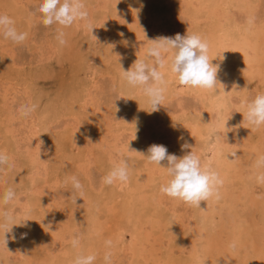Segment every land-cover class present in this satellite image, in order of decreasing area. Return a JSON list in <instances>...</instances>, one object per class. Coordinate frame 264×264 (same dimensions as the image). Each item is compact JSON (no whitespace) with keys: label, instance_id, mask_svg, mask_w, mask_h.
<instances>
[{"label":"rangeland","instance_id":"obj_1","mask_svg":"<svg viewBox=\"0 0 264 264\" xmlns=\"http://www.w3.org/2000/svg\"><path fill=\"white\" fill-rule=\"evenodd\" d=\"M137 1L144 2L142 4L150 2V4L148 3V5H144L146 8L144 11L145 15L139 18L141 26L138 30L141 34H139V41L143 40L140 43L145 51L149 46L148 40H153L158 36L165 35L166 37L168 34L169 37L175 36L176 34H183L182 36H184L187 35V33L201 35L202 32H217V30L223 28V30L228 32V35L230 34V36L234 39L245 40L248 38L252 46L256 49V54H250L255 56L257 55L255 58H253L254 56H251L252 60L258 59L254 64V73L252 74L253 78L250 77L245 82L243 89L239 88L237 85L231 89L232 91L230 90V92L227 93L230 96L229 98L228 95L223 94L225 86L219 90L216 89L214 91H206L207 93L205 92V95L202 97V95L199 96L200 93L198 89L182 87L176 77L173 79L174 86L170 88L171 90L169 92L166 91L167 96L165 93V100L167 98L169 99L164 101L162 106H158L157 112H151L152 110L148 98L143 95L140 89H138V91L137 88L128 86L127 83L123 81L121 75L123 67L124 70H128V68L130 69L131 67L128 66V64L132 66L137 58H139V55H136V52H134L136 51L134 50L136 49L134 48L136 45L133 47L135 42L131 41L132 38L129 39L130 33L128 31H124L127 29V24L129 22V13H135L133 5L137 3ZM157 1L85 0L86 6L88 5L87 9L90 13V18L94 28L93 35L82 28L80 23L77 22L70 27L72 29L68 28L69 32L74 29L73 35L71 34L68 44L58 48L60 44L55 38L57 36V29H60L61 26L55 24L48 27L44 26L42 23V16L38 11L39 5L43 2V0H0V15H6L13 19L18 32L27 33V39L25 41L22 43H15L11 39L5 38L3 33L0 32V55L3 54L0 56V125H3L2 127L0 126V148L3 149H0V151H4L6 149L7 152L4 151V153L10 157L9 161L12 163L11 168L6 165V167L4 166V170L0 171V197H2L4 192L9 188H14L13 190L17 194L14 202L8 205L0 204V210H8L13 215V221L7 224L6 228H0V236H2V238H0V264H74L75 257L79 255H89V248H91V246L95 247L94 252L92 253L96 256L94 264H105L104 257L105 254L109 252L111 253V264H192V248L190 241L186 239V236L193 231L192 229H194V227L202 229L203 227L205 229H211V227L209 226L210 224H202L199 219H196L198 218V213L200 211L198 207L189 206L180 200L171 199L166 195L161 194V185L166 184L170 177L164 174L157 175L159 177L149 194L148 200L146 201L147 204H145V208H141L143 209L141 210L142 215L140 214V218L135 216L138 214L137 211H135L137 207L136 204L140 201H134L131 202L134 205L130 206L128 219H124L128 217L124 214L122 216L119 215H121L122 212L124 213V208L128 207L129 188L122 185L124 183L102 185L101 178L108 174L115 164L114 162L118 161L120 156L128 159L130 168L129 179L133 183L135 178L138 176L137 173L139 170H144L147 166H153V164L148 163L146 158L142 155L131 152L132 150H135L143 155L145 154L146 156V148L148 149L149 146L153 144L161 145L160 142H158L159 144L157 143V137L159 135H164V138L167 137V144L165 146L168 153L172 154L173 152H179V146L177 144L178 135H181L183 131L188 130L190 127H194L195 125H199L201 127L202 138L206 141L205 150L199 143L197 144V146H201V148L196 149L198 150L197 152L200 153V151H203L200 157L201 162H203V159H206L211 154V149L220 142L228 145H226V149L232 156L236 152L237 154H243L244 152L242 150L245 147H242V144L246 145L249 143L250 145H246L248 150L260 148L262 151L261 156H264V127L253 131V126L247 122L245 127L248 131L247 134H249L250 139L247 137V139L245 138L244 140L239 138L227 139L225 136L223 138L222 134L224 132L217 128L213 118L209 115V110H202L205 105L208 108L212 104L226 103L228 111H232L231 115H233L231 116V119L233 122L237 121L239 118H243L244 120L243 114L246 109L243 105L254 99L255 96L264 94V0H251L252 8L248 11H240L238 8H234L232 4H227L222 7L225 9L226 14L222 11L220 15L223 17L221 18L218 17L217 12L213 13L210 7L206 10L203 18L195 15L197 13L195 10L191 11L188 16L191 21V24L189 25L190 27L188 26L190 29L187 28L185 30L183 27L174 26L177 25L175 24V20H179L180 17L183 16L182 14H178L179 5L177 3L179 0ZM197 1L198 0H194V2L200 4V2ZM201 4L206 5L204 1H202ZM154 5L155 11L151 19V14H148L150 13L148 8H151ZM108 6H111L112 9ZM222 8L220 10H222ZM233 10L236 11L233 12ZM115 11L117 12L115 13ZM110 12H112V14ZM162 14L167 16V20L165 19V22L163 21L164 23L161 21L162 25L165 26L163 27L160 24L158 32L154 30L155 22L153 18L155 17L157 20V18L162 16ZM108 16L109 18H106ZM197 17L198 20H194ZM223 21L224 26L222 25ZM182 22L183 21L180 23L183 24ZM186 24L187 23L185 22L183 25L185 26ZM196 24L199 27H197ZM97 30H101V32L104 31L102 33H106V37H98L99 35L96 34L98 33ZM160 31L162 33H160ZM216 32L214 33L216 34ZM250 33H255V35ZM95 37H98L99 40H96ZM126 42L130 44L134 53H131L132 55L128 54L129 56L127 55L128 58L126 61H123V58L120 59V57H124L123 54H125V51L123 50V46ZM120 44L123 45L121 46ZM69 46L71 49L68 48ZM64 48L66 51H63ZM120 51L122 52V56H119ZM257 51H259V53ZM63 53L66 54L64 55ZM143 60L148 62L147 57ZM122 63H124L125 66ZM169 67L170 62L165 69L162 70L165 73L167 81H169L168 79L170 77V75L167 74L170 71ZM117 68L119 70H117ZM117 72H119L120 75L116 74ZM257 80L260 81L258 82ZM121 89L129 90L126 95V99L124 100L125 102L120 100ZM174 89L175 91L172 92ZM24 103L37 104L35 112L29 118L21 117L17 111L19 106ZM141 104L144 106L143 109L145 114L143 115L137 113V106ZM123 109L127 110V112H122L124 111ZM240 113L242 114L240 115ZM6 114H8V116ZM173 115L175 117H173ZM141 116H143V119ZM147 121L151 122L152 125H150L151 123H148ZM246 121L247 120L243 121V123L246 124ZM5 125L9 127L6 128ZM209 125H211V127H209ZM161 128H165V130H161ZM116 129L118 130V134ZM117 137L118 143L116 142ZM257 137L259 138L257 139ZM10 138H13L14 140ZM12 140L13 142H10L9 144V141ZM247 140L249 143H247ZM6 144H9L8 147ZM16 144L20 146H16ZM123 145L127 146V149L129 150L123 148ZM36 146H38V150H36ZM33 148H35V150H33ZM169 148L172 151H169ZM28 149H30V151ZM9 153L11 154L9 155ZM22 153L23 156L25 154L26 155L23 157ZM35 153L37 154L34 155ZM30 154L34 156H31ZM248 155L249 154H247L243 161H247L246 158H248L247 162L252 161ZM259 157L256 158L257 160L255 159L256 161L254 160L255 164H253L256 166H258L257 162ZM20 161L21 163H19ZM8 168L11 170L10 172ZM41 168H43V170ZM261 168L264 172V166H261ZM16 174L20 176H17ZM72 176H76L77 178L79 177L78 179L83 185L82 195L79 192L73 191L70 179ZM15 181H18L17 184ZM253 182L254 183L250 181L248 183L250 187L249 191L251 189L252 191L250 192L252 194L254 193L253 195L256 204L255 208H253L251 212H245L246 210L244 208L241 209V207L236 206L238 205L239 200L234 202L232 201L233 198H231V196H226L225 199L223 198L224 200L221 199L220 202H222V205H226L231 209L229 210L228 208L229 212H231L229 213L231 214L229 218L230 221L223 222V225H221L222 228L219 226L215 229V231H209L212 232L211 234H213V237L218 239L222 238L219 239L220 249L214 247L211 249L212 253L211 251L205 255L202 253L199 261L200 264H223L224 261L226 262L224 264H264V255L256 256L257 248H261V246L264 245V241L261 242L260 238V241L258 240V229L255 226L259 222H255L253 219L256 217L258 218L257 204L264 203V184L255 179ZM112 186L114 187L113 189ZM229 189L227 190L228 194H230V192H234L237 197L241 194L240 188L239 191L237 187H231ZM142 204L144 205V203ZM109 205L112 206L110 207ZM124 205L127 206L125 207ZM159 212L161 214H159ZM153 218L157 220L155 221ZM102 220L104 221L102 222ZM124 220L125 222H123ZM128 220V225H126ZM134 222L137 223L135 224ZM153 225H156V231L154 230ZM98 226H101L100 228L102 229ZM138 227L141 229H138ZM128 228H130V230ZM186 228L188 229L186 230ZM175 229H181L180 233L176 234ZM124 231L129 232L127 233L128 235L124 233ZM153 231L154 233H152ZM94 233L97 235V240L95 237L93 238ZM29 235L33 240V246L31 244L23 246L22 240H25ZM76 236L80 237V245L73 247L71 240ZM135 236L138 240L136 244L137 249H141L143 255L148 252L146 256L144 255L143 257L142 255L143 258L140 259L138 257V262L133 260L132 252L127 251L129 246L132 245L130 243H133ZM157 236L158 241L156 239ZM99 237H101V239ZM5 240L7 241V246L4 243ZM109 240L112 243L111 245L106 244V241ZM222 241L224 243L221 246ZM227 241L229 243H227ZM159 242H161L162 245ZM233 243L235 244V247H230ZM81 245L82 247H80ZM143 245L144 247L142 249ZM182 246L185 247L182 248ZM31 247H35V249L37 248L38 250L37 252L39 254L34 253L35 257H31ZM115 247L117 249H115ZM162 256H165V259H163L165 262H163L162 258H160ZM167 256L169 258H167ZM146 257H148V260ZM154 258L156 261L158 258V261L156 262ZM170 258H173V260ZM131 260H133V262ZM50 261H52V263H50Z\"/></svg>","mask_w":264,"mask_h":264},{"label":"bare ground","instance_id":"obj_2","mask_svg":"<svg viewBox=\"0 0 264 264\" xmlns=\"http://www.w3.org/2000/svg\"><path fill=\"white\" fill-rule=\"evenodd\" d=\"M98 1V0H97ZM157 1V0H156ZM202 1H204L205 3H206V5H202L201 4V2ZM92 2V1H91ZM134 2V1H133ZM132 2V3H133ZM157 2H160V0H158ZM162 2H164V1H162ZM172 2V1H171ZM197 2H200V4L198 3H196V2H194V0H179V2L177 3L178 5H179V7H178V14H182L183 16H181L182 17V19H181V17H180V19L179 20H175V24H177V25H174V26H176V27H183V29L185 30V29H187L188 28V26L191 24V21L189 20V18H188V16H189V14L191 13V11H194L195 10V12H197L195 15H198L200 18H203L204 16H205V13H206V10L210 7L211 9H212V11H213V13H216L217 12V14H218V17L219 18H221V17H223V16H221L220 15V13H222V11L225 13V9H223L222 7L223 6H225V5H227V4H232L233 6H234V8H238L240 11L241 10H244V11H248V10H251V8H252V2H251V0H198ZM95 3H96V1H95ZM142 3H144V2H138L137 1V3H135L134 5H133V10L135 11V13H129V16H130V18H129V22H128V24H127V29L126 30H124V31H128L129 33H130V35H129V39L130 38H132V40L131 41H134L135 42V44H133V47L134 48H136V49H134V50H136V51H134V52H136L135 54L137 55H139V58H137V59H141V60H143L145 57H146V51H145V49H143L142 48V44L140 43L141 41H143V40H141V41H139V32H138V30H139V28L141 27L140 26V21H139V18H141V17H143L144 15H145V6L144 5H148V3L150 4V2H146L145 4H142ZM154 4V3H153ZM157 4V3H156ZM119 5V4H118ZM165 5V4H164ZM163 5V6H164ZM88 6V5H87ZM112 6V5H111ZM111 6H108V7H110L111 8ZM121 6V5H120ZM258 6V5H257ZM256 6V7H257ZM118 7V6H117ZM154 7V8H153ZM168 7V6H167ZM16 8H17V6H16ZM160 8V7H159ZM222 8V10H220ZM227 8V7H226ZM258 8V7H257ZM90 9V8H89ZM112 9V8H111ZM149 9V12L150 13H148V14H151V16H150V18L151 17H153L152 15H153V13H154V11H155V5L154 6H152L151 8H148ZM147 9V10H148ZM154 9V10H153ZM192 9V10H191ZM229 9V8H228ZM116 10V9H115ZM152 10H153V12H152ZM13 11V10H12ZM18 11H19V9H18ZM113 11V10H112ZM120 11V10H119ZM160 11V10H159ZM234 11H236V10H233V12ZM257 11V10H256ZM255 11V12H256ZM15 12V11H14ZM117 11H115V13H116ZM194 12V13H195ZM19 13V12H18ZM94 13V12H93ZM93 13H92V15H93ZM97 13V12H96ZM111 14H112V12H110ZM159 13V12H158ZM171 13V12H170ZM245 13V12H244ZM95 14V13H94ZM98 14V13H97ZM103 14V13H102ZM106 14V13H105ZM226 14V13H225ZM231 14H232V12H231ZM248 14V13H247ZM249 14H250V12H249ZM96 15V14H95ZM101 15V14H100ZM115 15V14H114ZM98 16H99V14H98ZM102 16H104V15H102ZM117 16V15H116ZM115 16V17H116ZM172 16V15H171ZM94 17V16H93ZM234 17V16H233ZM106 18H109V16L108 17H106ZM160 18V19H159ZM159 18H157V20L155 19V17L153 18L154 19V30L155 31H158L159 30V28H160V24H161V26H163L162 25V22L166 19L167 20V16L165 15V14H162V16H160ZM192 18V17H191ZM99 19V18H98ZM152 19V18H151ZM240 19V18H239ZM106 20V19H105ZM142 20V19H141ZM193 20V19H192ZM194 20H198V17L197 18H195ZM102 21V20H101ZM107 21V20H106ZM162 21V22H161ZM181 21H183L182 23L184 24L185 22L187 23L185 26L183 25V24H181L180 22ZM185 21V22H184ZM94 22H96V21H94ZM165 22V21H164ZM163 22V23H164ZM168 22V21H167ZM171 22V21H170ZM194 22H196V21H194ZM106 23V22H105ZM172 23V22H171ZM197 23V22H196ZM244 23V22H243ZM252 23V22H251ZM261 23V22H260ZM168 25V24H167ZM167 25H166V27H167ZM222 25L224 26V21L222 22ZM156 26V27H155ZM165 26V25H164ZM163 26V27H164ZM172 26V25H171ZM196 26H197V24H196ZM242 26V25H241ZM248 26V25H247ZM251 26V25H250ZM260 26V25H259ZM190 27V26H189ZM197 27H199V26H197ZM70 28V27H69ZM83 28V27H82ZM192 28V27H191ZM244 28H246V27H244ZM260 28V27H259ZM70 29H72V28H70ZM78 29V28H77ZM77 29H75V30H77ZM99 29V28H98ZM100 29H102V28H100ZM164 29V28H163ZM188 29H190V28H188ZM195 29V28H194ZM255 29V28H254ZM257 29H258V27H257ZM256 29V30H257ZM165 30V29H164ZM197 30V29H196ZM260 30V29H259ZM258 30V31H259ZM62 31H64V33H65V39L67 40V44H68V42H69V40H70V36H71V34L73 35V31H74V29H73V31H70V32H72V33H70L69 32V29L68 28H62ZM162 31V30H161ZM160 31V33H162ZM174 31H176V30H174ZM178 31V30H177ZM243 31V30H242ZM97 32L98 33H96V34H98L99 36L98 37H100V38H102V37H106V33L104 34V33H102V32H104V31H102L101 32V30H97ZM159 32V31H158ZM157 32V33H158ZM167 32V31H166ZM187 32V31H186ZM185 32V33H186ZM214 32H216V31H214ZM214 32H202V34H201V36L208 42V44H209V59H210V61H212V63L214 64V65H219L220 67H219V72H218V80L220 81V83H221V85H219L218 87H217V89L219 90V89H221V88H223L224 86H225V91L223 92V94L224 95H228L227 93L228 92H230V90L231 89H233L236 85L239 87V88H244V84H245V82L250 78V77H252L253 75V73H254V64H255V61L256 60H258V59H253L252 60V58H251V56H254L253 58H255L256 56L255 55H250L251 53H254V54H256V49L254 48V46H252V44H251V42L249 41V39L248 38H246L245 40H243V39H234V38H232L231 36H230V34L228 35V32H225L224 30H223V28H221V29H219V30H217V32H216V34L214 33ZM237 32V31H236ZM126 33V32H125ZM169 33H170V31H169ZM260 33V32H259ZM74 34H75V32H74ZM167 34V33H166ZM172 34V33H171ZM176 34V33H175ZM174 34V35H175ZM250 34H252V35H255V33H250ZM141 35V34H140ZM156 35V34H155ZM159 35V34H158ZM169 35V34H168ZM166 36V37H169V36ZM183 35V34H182ZM245 35V34H244ZM119 36V35H118ZM122 36H124V35H122ZM126 36H127V34H126ZM165 36V35H164ZM248 36V35H247ZM98 37H95V39L96 40H99V38ZM112 37H114V36H112ZM117 37V36H116ZM120 37V36H119ZM128 37V36H127ZM172 37H174V36H172ZM249 37V36H248ZM115 38V37H114ZM244 38V37H243ZM56 39V38H55ZM115 39H117V38H115ZM121 39H123V38H121ZM129 39H128V41H129ZM125 40H126V38H125ZM253 40V39H252ZM8 41V40H7ZM58 41V40H57ZM104 41V40H103ZM108 41V40H107ZM119 41V40H118ZM247 41H249V42H247ZM111 42H113V41H111ZM131 43H133V42H131ZM7 44V43H6ZM58 44V43H57ZM108 44V43H107ZM121 45V44H120ZM119 45V46H120ZM123 45V44H122ZM121 45V46H122ZM144 45V44H143ZM262 45V44H261ZM5 46V45H4ZM3 46V47H4ZM7 46H8V44H7ZM57 46V45H56ZM66 46V45H65ZM105 46V45H104ZM145 46V45H144ZM263 46V45H262ZM61 47V45L58 47V48H60ZM63 48V47H62ZM67 48V47H66ZM68 48H70V46L68 47ZM71 49V48H70ZM144 51H143V50ZM66 51V49L64 48L63 49V51ZM112 50H113V48H112ZM116 50V49H115ZM118 50V49H117ZM123 50L125 51V54H123V56L124 57H120V59L121 58H123V61H126V59L128 58L127 57V55L128 54H133L134 52L132 51V47H130V44L129 43H127L126 42V44L123 46ZM122 50V51H123ZM123 51V52H124ZM132 51V52H131ZM263 51H264V48H263ZM61 52H62V49H61ZM110 52V51H109ZM258 53H259V51H257ZM67 53V52H66ZM65 53V54H66ZM64 54V53H63ZM64 54V55H65ZM131 54V55H132ZM1 55H3V54H1ZM0 55V56H1ZM63 55V56H64ZM112 56V55H111ZM110 56V57H111ZM119 56H122V52L120 51L119 52ZM129 56V55H128ZM260 56V55H259ZM3 57V56H2ZM75 57V56H74ZM135 57V56H134ZM138 57V56H137ZM112 59H113V57H112ZM129 59H132V58H129ZM102 60V59H101ZM116 60V59H115ZM261 60V59H260ZM121 61V60H120ZM262 61V60H261ZM257 63V62H256ZM264 63V62H263ZM121 64V63H120ZM119 64V65H120ZM122 64H124V63H122ZM127 64V63H126ZM118 65V66H119ZM124 66H125V64H124ZM128 66H130L131 67V65H129L128 64ZM256 66V65H255ZM6 68H7V66H6ZM124 68V67H123ZM256 68H258V67H256ZM15 69V68H14ZM129 69V68H128ZM169 69H170V67H169ZM10 70V69H9ZM117 70H119L118 68H117ZM122 72V71H121ZM256 72V71H255ZM116 74H119L120 75V73L119 72H117ZM167 74H169L170 75V77H169V81H168V86H167V91L169 92L171 89L170 88H172L173 86H174V84H173V79L174 78H176V76L174 75V74H172L171 73V71H169V73H167ZM256 74V73H255ZM121 75H122V73H121ZM168 75V76H169ZM116 76H118V75H116ZM120 77V76H119ZM255 77V76H254ZM253 78V77H252ZM121 79V78H120ZM260 79H263V78H260ZM118 80V79H117ZM124 81V80H123ZM258 81V80H257ZM260 81V80H259ZM258 81V82H259ZM260 85H262V84H260ZM177 86V85H176ZM253 86V85H252ZM139 88H137V90H138ZM195 89V88H194ZM236 90V89H235ZM240 90V89H239ZM139 91V90H138ZM173 91H175V89L174 90H172V92ZM198 91H199V96L200 95H202V97L205 95V90H201V89H198ZM232 91V90H231ZM127 92H129V90L127 89H121V91H120V93H121V96H120V100L121 101H124L125 99H126V95L128 94ZM177 92H178V90H177ZM176 92V93H177ZM226 92V93H225ZM138 93V92H137ZM207 93V92H206ZM166 96H167V92H166ZM171 96V95H170ZM194 96V95H193ZM229 96V95H228ZM236 96V95H235ZM134 97V96H133ZM219 98V97H218ZM229 98H230V96H229ZM238 98V97H237ZM167 99H169V98H167ZM166 99V100H167ZM201 99V98H200ZM235 99V98H234ZM41 100V99H40ZM165 100V101H166ZM213 100V99H212ZM139 101V100H138ZM125 102V101H124ZM140 102V101H139ZM172 102V101H171ZM237 102V101H236ZM35 103V102H34ZM61 103V102H60ZM168 103V102H167ZM230 104V103H229ZM37 105V104H36ZM142 105V104H141ZM141 105H138L137 106V113H140V114H145V112H144V109H143V105L141 106ZM167 105V104H166ZM222 105V106H221ZM2 106H4V105H2ZM134 106V105H133ZM168 106V105H167ZM179 106V105H178ZM55 107V106H54ZM134 108V107H133ZM47 109V108H46ZM53 109V108H52ZM164 109V108H163ZM168 109V108H167ZM124 110V109H123ZM166 110V109H165ZM164 110V111H165ZM185 110V109H184ZM202 110H209V115L213 118V121H214V123L216 124V126H217V128H219V129H221L224 133L222 134V136H223V138H224V136L225 137H227V139H231V138H239V139H245L246 137L248 138V139H250L249 138V134H247L248 133V131H247V129H246V127H245V125H247V121H246V124L245 123H243V121H245V120H243V118H237L238 120L237 121H235V122H233V120L231 119V116L233 115H231V112L230 111H228V107H227V104L226 103H223V104H219V103H217V104H212V105H210V107H208L207 108V106L205 105V107H203L202 108ZM201 110V111H202ZM52 111V110H51ZM50 111V112H51ZM167 111V110H166ZM177 111V110H176ZM239 111H240V109H239ZM1 112V111H0ZM5 112V111H4ZM9 112V111H8ZM122 112H127V110H124V111H122ZM155 112H157V111H155ZM154 112V113H155ZM174 112V111H173ZM199 112H200V109H199ZM243 112V111H242ZM3 113V112H2ZM197 113V112H196ZM1 114V113H0ZM3 114H5V113H3ZM105 114V113H104ZM163 114V113H162ZM194 114V113H193ZM201 114H202V112H201ZM204 114H205V112H204ZM242 113H240V115H241ZM7 116H8V114H6ZM92 115V114H91ZM155 115V114H154ZM164 115V114H163ZM168 115V114H167ZM170 115V114H169ZM172 115V114H171ZM181 115H183V114H181ZM199 115H200V113H199ZM236 115V114H235ZM3 116V115H2ZM10 116V115H9ZM46 116V115H45ZM140 116V115H139ZM150 116V115H149ZM178 116V115H177ZM176 116V117H177ZM44 117V116H43ZM92 117V116H91ZM100 117V116H99ZM142 117V119H143V116H141ZM173 117H175L174 115H173ZM240 117V116H239ZM10 118V117H9ZM94 118V117H93ZM194 118V117H193ZM208 118H209V116H208ZM12 119V118H11ZM86 119V118H85ZM98 119V118H97ZM110 119V118H109ZM146 119V118H145ZM149 119H150V117H149ZM165 119V118H164ZM12 120H14V119H12ZM12 120H10V121H12ZM178 120V119H177ZM110 121V120H109ZM145 121V120H144ZM107 122V121H106ZM139 122V121H138ZM148 122V121H147ZM211 122V121H210ZM9 123V122H8ZM11 123V122H10ZM100 123H101V121H100ZM148 123H151V122H148ZM4 124V123H3ZM50 124V123H49ZM54 124V123H53ZM108 124V123H107ZM129 124H130V122H129ZM143 124H145V123H143ZM142 124V125H143ZM187 124H188V122H187ZM192 124V123H191ZM6 125H10V124H6ZM5 125V126H6ZM35 125V124H34ZM37 125V124H36ZM51 125V124H50ZM90 125V124H89ZM106 125V124H105ZM112 125V124H111ZM149 125V124H148ZM150 125H152V123L150 124ZM211 125H212V123H211ZM211 125H209V127H211ZM1 127L3 126V125H0ZM92 126V125H91ZM116 126H118V125H116ZM146 126V125H145ZM7 127H9V126H6V128ZM89 127V126H88ZM132 127V126H131ZM160 127V126H159ZM159 127H158V129H159ZM167 127V126H166ZM187 127V126H186ZM5 128V127H4ZM35 128V127H34ZM98 128V127H97ZM107 128V127H106ZM173 128V127H172ZM201 127L199 126V125H195L194 127H190L188 130H186V131H183L182 133H181V135L179 134L177 137V144H178V146H179V152H173L172 154H174L175 153V155L177 156V157H182L183 155H185V152L186 151H191V149H187V150H185V151H181V144H183L185 141L186 142H188L189 144H191L193 147H195V151L197 152L198 150H196L197 148H201V146L202 147H204V150L206 149L205 148V140H204V138H202V134H201V129H200ZM11 129V128H10ZM110 129V128H109ZM108 129V130H109ZM157 129V128H156ZM157 129V130H158ZM249 129V128H248ZM4 130H8V129H4ZM14 130H15V128H14ZM14 130H12V131H14ZM36 130H37V128H36ZM72 130V129H71ZM121 130V129H120ZM161 130H165V128L163 129V128H161ZM0 131H1V129H0ZM116 131H117V134H118V130L116 129ZM141 131H142V129H141ZM176 131V130H175ZM174 131V132H175ZM8 132V131H7ZM28 132V131H27ZM38 132V131H37ZM109 132V131H108ZM112 132V131H111ZM121 132V131H120ZM122 132H123V130H122ZM163 132V131H162ZM216 132V131H215ZM217 132H220V131H217ZM250 132V131H249ZM32 133V132H31ZM124 133V132H123ZM148 133V132H147ZM166 133V132H165ZM222 133V132H221ZM264 133V132H263ZM8 134V133H7ZM39 134V133H38ZM109 134V133H108ZM141 134V133H140ZM177 134V133H176ZM252 134V133H251ZM9 135V134H8ZM13 135V134H12ZM157 135V134H156ZM169 135V134H168ZM26 136V135H25ZM36 136V135H35ZM64 136V135H63ZM110 136V135H109ZM112 136V135H111ZM117 136V135H116ZM150 136V135H149ZM27 137H28V135H27ZM32 137V136H31ZM38 137V136H37ZM40 137V136H39ZM120 137H121V134H120ZM145 137V136H144ZM143 137V138H144ZM165 136L164 135H159L158 137H157V143L158 142H160V144L161 145H166L167 144V141H166V138H164ZM17 138V137H16ZM181 138H183V139H181ZM246 138V139H247ZM259 137H257V139H258ZM10 139H13V138H10ZM9 139V140H10ZM110 139H111V137H110ZM120 139V138H119ZM254 139V138H253ZM3 140V139H2ZM14 140V139H13ZM13 140L12 141H9V144H10V142H13ZM27 140H28V138H27ZM26 140V141H27ZM107 140H109V139H107ZM113 140V139H112ZM155 140V139H154ZM217 140L219 141V139L217 138ZM242 140V141H243ZM66 141V140H65ZM217 141V142H218ZM221 141V140H220ZM239 141V140H238ZM249 141H251V140H249ZM259 141V140H258ZM116 142L118 143V137L116 138ZM122 142V141H121ZM213 142V141H212ZM224 142V141H223ZM261 142V141H260ZM6 143V142H5ZM19 143V142H18ZM17 143V144H18ZM29 143V142H28ZM40 143V142H39ZM53 143V142H52ZM67 143V142H66ZM114 143V142H113ZM112 143V144H113ZM128 143H129V140H128ZM146 143V142H145ZM200 144L199 146H197V144ZM247 143H249L248 142V140H247ZM264 143V142H263ZM4 144V143H3ZM8 144V145H9ZM15 144V143H14ZM16 144V146H20V145H17ZM101 144V143H100ZM126 144V143H125ZM159 144V143H158ZM233 144V143H232ZM236 144V143H235ZM1 145V144H0ZM7 145V144H6ZM8 145H7V147H8ZM13 145V144H12ZM32 145V144H31ZM35 145V144H34ZM33 145V146H34ZM40 145V144H39ZM226 145L227 144H225V143H222V142H220V143H218L217 145H215L212 149H211V151H210V155L206 158V159H203V162H202V164L203 165H205V166H207V167H210L211 169H213V170H215L216 172H218L219 174H220V176L222 177V179H223V181H224V183H223V186L221 187V189H220V197H219V199H215V198H213V199H210L209 201H206V202H201V208H199L200 209V211H199V213H198V218H196V219H199L200 221H201V223L202 224H204V223H206V224H210L209 226L211 227V229H209V228H204L203 226V229L202 228H199V227H194V229H192L193 231L190 233V234H188V233H186V234H188L187 236H186V234H185V236H186V239H188L189 241H190V245H191V248H192V254H193V257H192V260H191V262H192V264H200V259H201V254L203 253L204 255L206 254V253H210V251H211V249L212 248H214V247H217V248H219V239H222V238H216V237H213L212 235L213 234H211L212 232H209L210 230L212 231H215V229H217L219 226H221V225H223L222 223L223 222H225V221H230V216H231V214H229V213H231V212H229V210H231L230 209V207H227L226 205L225 206H223L222 205V202H220L221 201V199H225V197L226 196H231V198H233L232 199V201H238L239 203H238V205H236V206H239V207H241V209L242 208H244L246 211L245 212H251L252 210H253V208H255V199H254V193L252 194L250 191H252L251 189H250V191H249V182L250 181H252V183H254L253 181H254V179L255 180H257V177L259 176V175H261L262 173L264 174V172H263V170H262V168H261V166H256V165H254L255 164V162H254V160L257 158V157H261V154H262V151L260 150V148H253L252 150H248V148H246V145H250V143L249 144H242L243 146L242 147H245V148H243V152L246 154H237V152L236 153H234L235 154V156H232V155H230V153H229V151H227V149H226ZM253 145V144H252ZM259 145V144H258ZM263 145V144H262ZM28 146H30V145H28ZM121 146V145H120ZM124 146V145H123ZM122 146V147H123ZM213 146V145H212ZM228 146V145H227ZM231 146V145H230ZM238 146V145H237ZM240 146V145H239ZM26 147H27V145H26ZM31 147V146H30ZM30 147H28V148H30ZM35 147V146H34ZM38 146H36V150H38V148H37ZM60 147V146H59ZM117 147V146H116ZM233 147H235V146H233ZM241 147V146H240ZM263 147V146H262ZM20 148V147H19ZM65 148V147H64ZM69 148H71V147H69ZM123 148H125L126 150H129V149H127V146H124ZM264 148V147H263ZM0 149H3V148H0ZM5 149V148H4ZM23 149V148H22ZM31 149V148H30ZM30 149H28L29 151H30ZM234 149V148H233ZM232 149V150H233ZM11 150V149H10ZM33 150H35V148H33ZM32 150V151H33ZM70 150V149H69ZM68 150V151H69ZM146 150H147V148H146ZM202 150V149H201ZM4 151H6V149L4 150ZM4 151H2V152H4ZM24 151V150H23ZM31 151V152H32ZM65 151V150H64ZM169 151H172L170 148H169ZM235 151V150H234ZM234 151H232V152H234ZM7 152V151H6ZM11 152H12V150H11ZM63 152V151H62ZM128 152V151H127ZM203 152V151H202ZM202 152L200 151V153L199 152H197V154L199 155V157H201V154H202ZM238 152H239V150H238ZM23 153H25V152H23ZM23 153H22V156H23ZM34 153V152H33ZM33 153H31V154H33ZM100 153V152H99ZM144 153V152H143ZM177 153H179V154H177ZM11 153H9V155H10ZM20 154V153H19ZM30 154V155H31ZM37 153H35L34 155H36ZM224 154H225V156H224ZM247 154H249L248 156H249V158H251V160L252 161H250V162H247L248 161V158H246V160L247 161H243V159H245V157L247 156ZM26 155V154H25ZM24 155V156H25ZM34 155H31V156H34ZM49 155V154H48ZM109 155V154H108ZM145 155V154H144ZM12 156H14V155H12ZM21 156V157H22ZM23 156V157H24ZM44 156V155H43ZM75 156V155H74ZM79 156V155H78ZM80 157V156H79ZM224 157H226V158H224ZM26 158V157H25ZM25 158H24V160H25ZM46 158V157H45ZM121 158H123V157H120L119 156V158L118 159H121ZM142 158V157H141ZM47 159V158H46ZM9 160H10V157H9ZM13 160V159H12ZM11 160V161H12ZM16 160V159H15ZM49 160V159H48ZM78 160V159H77ZM257 160V159H256ZM255 160V161H256ZM17 161V160H16ZM22 161V160H21ZM21 161L19 162V163H21ZM41 161H42V159H41ZM51 161V160H50ZM72 161V160H71ZM81 161V160H80ZM138 161V160H137ZM10 162V161H9ZM15 162V161H14ZM27 162V161H26ZM25 162V163H26ZM29 162V161H28ZM43 162V161H42ZM66 162V161H65ZM78 162H79V160H78ZM116 162H118V161H115L114 163H116ZM247 162V163H246ZM41 163V162H40ZM44 163V162H43ZM67 163V162H66ZM147 163V162H146ZM166 161H164V162H162V166L163 165H166ZM251 163H252V165H251ZM254 163V164H253ZM12 164V163H11ZM17 164V163H16ZM49 164V163H48ZM15 165V164H14ZM45 165V164H44ZM140 165V164H139ZM23 166V165H22ZM42 166H43V164H42ZM64 166V165H63ZM5 167H6V165H5ZM14 167V166H13ZM39 167H41V166H39ZM38 167V168H39ZM77 167V166H76ZM80 167V166H79ZM102 167H103V165H102ZM111 167V166H110ZM145 167V166H144ZM43 168H44V166H43ZM43 168H41L42 170H43ZM60 168V167H59ZM70 169H72V168H70ZM89 169V168H88ZM4 170V169H3ZM8 170H9V172L11 171L9 168H8ZM19 170V169H18ZM40 170V169H39ZM66 170V169H65ZM75 170V169H74ZM85 170H87V169H85ZM26 171V170H25ZM66 171H68V170H66ZM71 171V170H70ZM8 172V171H7ZM20 172V171H19ZM26 172H28V171H26ZM34 172V171H33ZM41 172V171H40ZM46 172V171H45ZM69 172V171H68ZM74 172H76V171H74ZM35 173V172H34ZM44 173V172H43ZM62 173V172H61ZM64 173V172H63ZM88 173V172H87ZM17 174H19V173H17ZM16 174V175H17ZM21 174V173H20ZM36 174H39V173H36ZM64 174H66V173H64ZM89 174H90V172H89ZM138 176L135 178V180L133 181V183L130 181V179L128 180V182L127 183H124V184H122V185H124V186H127V188H129V199H128V207H126L125 205V207L126 208H124V213L122 212L121 213V215H119V216H122L123 214L125 215V216H128L127 218H124V217H121V218H124V219H128L129 218V209H130V206L132 205H134L133 203H131V202H134V201H140L138 204H136L137 205V207H136V210L135 211H137V213L138 214H136L135 216H137L138 218H140V216L142 215V213H141V210H143V209H141L142 207L143 208H145V204H147L146 203V201L148 200V197H149V194L151 193V190H152V188H153V186H154V184H155V182H156V180L158 179V177L159 176H157V175H159V174H164V175H166V176H168V174H167V172L164 170V169H162V168H160V167H158V166H156V165H154L153 164V166H147V168L146 169H144V170H139L138 171ZM28 175V174H27ZM27 175H25V176H27ZM11 176V175H10ZM17 176H20V175H17ZM157 176V177H156ZM34 177V176H33ZM40 177V176H39ZM63 177V176H62ZM69 177V176H68ZM169 177V176H168ZM14 178H15V176H14ZM28 178V177H27ZM79 178V177H78ZM9 179V178H8ZM13 179V178H12ZM19 179V178H18ZM43 179V178H42ZM66 179V178H65ZM170 179V178H169ZM14 180V179H13ZM36 180V179H35ZM28 181H29V179H28ZM69 181V180H68ZM167 181V180H166ZM9 182V181H8ZM16 182V181H15ZM14 182V183H15ZM18 182V181H17ZM17 182H16V184H17ZM37 182V181H36ZM35 182V183H36ZM4 183V182H3ZM24 183V182H23ZM34 183V184H35ZM166 183V182H165ZM16 184H15V186H16ZM19 184V183H18ZM26 184H27V182H26ZM262 184H264V183H262ZM1 185V184H0ZM4 185H6V184H4ZM3 185V186H4ZM20 185V184H19ZM23 185V184H22ZM35 185H37V184H35ZM18 186V185H17ZM9 187V186H8ZM27 187V186H26ZM231 187H237L238 188V191H239V188H240V190H241V194L239 195V197H237L235 194H234V192H230V194H228V189L229 188H231ZM257 187V186H256ZM111 188V187H110ZM114 187L112 186V189H113ZM258 188V187H257ZM6 189H7V187H6ZM14 189V188H13ZM122 189V188H121ZM253 189V188H252ZM24 190V189H23ZM230 190V189H229ZM255 190H257V189H255ZM18 191V190H17ZM118 191H120V190H118ZM1 192V191H0ZM116 193H117V191H116ZM119 193V192H118ZM78 195L80 196V194L78 193ZM125 196V195H124ZM262 196V195H261ZM261 196H260V198H261ZM106 198V197H105ZM109 198V197H108ZM127 198V197H126ZM257 198V197H256ZM124 199V198H123ZM140 199V200H139ZM223 199V200H224ZM81 200V199H80ZM91 200V199H90ZM142 200V201H141ZM222 200V201H223ZM125 203V202H124ZM127 203V202H126ZM141 203V204H140ZM142 203H144V205L142 204ZM162 203V202H161ZM224 203H225V201H224ZM223 203V204H224ZM112 204V203H111ZM118 204H119V202H118ZM237 204V203H236ZM82 205H84V204H82ZM123 205V204H122ZM232 205V204H231ZM258 205V209H257V213H258V218L256 219V218H253L254 220H255V222H259V223H257L256 224V228L258 229V233H257V236H258V240H259V238L261 239V242L262 241H264V203H259V204H257ZM96 206V205H95ZM110 206V205H109ZM112 206V205H111ZM110 206V207H111ZM229 206V205H228ZM235 206V205H234ZM236 206H235V208H236ZM121 208V207H120ZM228 208H229V210H228ZM234 208V209H235ZM97 209V208H96ZM104 209V208H103ZM108 209V208H107ZM131 209H132V207H131ZM174 209V208H173ZM95 210V209H94ZM105 210V209H104ZM106 211V210H105ZM122 211V210H121ZM236 211H237V209H236ZM42 212V211H41ZM104 212V211H103ZM114 212H115V210H114ZM161 212V211H160ZM159 212V214H161ZM234 212V211H233ZM239 212V211H238ZM255 212V211H254ZM35 213V212H34ZM45 213V212H44ZM47 213V212H46ZM116 213V212H115ZM155 213V212H154ZM178 213V212H177ZM240 213H241V210H240ZM141 214V215H140ZM237 214H239V213H237ZM243 214V213H242ZM250 214V213H249ZM81 215V214H80ZM87 215V214H86ZM97 215V214H96ZM108 215V214H107ZM246 215V214H245ZM94 216V215H93ZM131 217H133L132 215H130ZM158 216V215H157ZM161 216V215H160ZM165 216V215H164ZM170 216V215H169ZM187 216V215H186ZM244 216V215H243ZM255 216V215H254ZM253 216V217H254ZM26 217H28V216H26ZM92 217V216H91ZM96 217V216H95ZM106 217V216H105ZM108 217V216H107ZM112 217V216H111ZM192 217V216H191ZM190 217V218H191ZM237 217V216H236ZM239 217V216H238ZM41 218V217H40ZM39 218V219H40ZM110 218V217H109ZM152 218V217H151ZM161 218V217H160ZM172 218V217H171ZM241 218H242V216H241ZM244 218V217H243ZM29 219V218H28ZM102 219V218H101ZM108 219V218H107ZM117 219V218H116ZM116 219H114V220H116ZM133 219V218H132ZM154 220H155V218H153ZM165 219V218H164ZM182 219V218H181ZM95 220V219H94ZM151 220V219H150ZM157 220V219H156ZM155 220V221H156ZM169 220V219H168ZM172 220V219H171ZM184 220H186V219H184ZM246 220V219H245ZM244 220V221H245ZM104 220H102V222H103ZM106 221V220H105ZM112 221V220H111ZM133 221H134V219H133ZM180 221V220H179ZM237 221V220H236ZM261 221V222H260ZM81 222V221H80ZM83 222H84V220H83ZM96 222V221H95ZM122 222V221H121ZM123 222H125V220L123 221ZM128 222H129V220L127 221V224L126 225H128ZM141 222V221H140ZM151 222V221H150ZM226 222V223H227ZM97 223V222H96ZM105 223V222H104ZM135 223V222H134ZM137 223V222H136ZM135 223V224H136ZM149 223V222H148ZM153 223V222H152ZM158 223H159V220H158ZM189 223H191V222H189ZM188 223V224H189ZM238 223V222H237ZM25 224H27V223H25ZM94 224V223H93ZM102 224V223H101ZM105 224H107V223H105ZM110 224V223H109ZM114 224V223H113ZM162 224V223H161ZM186 224V223H185ZM192 224V223H191ZM230 224V223H229ZM239 224H241V223H239ZM83 225V224H82ZM108 225V224H107ZM177 225V224H176ZM181 225V224H180ZM179 225V226H180ZM194 225V224H193ZM192 225V226H193ZM196 225H197V223H196ZM195 225V226H196ZM245 225V224H244ZM14 226V225H13ZM119 226V225H118ZM124 226V225H123ZM139 226V225H138ZM154 226V230L156 231V229L157 228H155V226L156 225H153ZM157 226H158V224H157ZM185 226V225H184ZM186 226H188V225H186ZM198 226V225H197ZM208 226V225H207ZM235 226V225H234ZM27 227H29V226H27ZM99 227V226H98ZM101 227V226H100ZM99 227V228H100ZM105 227V226H104ZM166 227V226H165ZM182 227V226H181ZM231 227V226H230ZM6 228V227H5ZM33 228V227H32ZM140 227H138V229H139ZM145 228V227H144ZM191 228V227H190ZM221 228H222V226H221ZM25 229V228H24ZM100 229H102V228H100ZM129 230H130V228H128ZM133 229H135V228H133ZM132 229V230H133ZM137 229V228H136ZM141 229V228H140ZM146 229V228H145ZM160 229V228H159ZM165 229V228H164ZM188 228H186V230H187ZM229 229V228H228ZM1 230V229H0ZM3 230V229H2ZM21 230V229H20ZM27 230V229H26ZM90 230V229H89ZM88 230V231H89ZM99 230V229H98ZM123 230H125V229H123ZM153 230V229H152ZM172 230H174V229H172ZM181 230V229H180ZM180 230H178V229H175V231H176V234H178V233H180ZM227 230V229H226ZM237 230V229H236ZM8 231V230H7ZM93 231V230H92ZM138 231V230H137ZM141 231H143V230H141ZM145 231V230H144ZM174 231V232H175ZM250 231H251V229H250ZM28 232H29V230H28ZM31 232V231H30ZM100 232V231H99ZM121 232H123V231H121ZM162 232V231H161ZM169 232H171V231H169ZM239 232V231H238ZM252 232V231H251ZM33 233V232H32ZM124 233H129V232H126V231H124ZM152 233H154V231L152 232ZM158 233V232H157ZM165 233V232H164ZM225 233V232H224ZM35 234V233H34ZM93 234V233H92ZM97 234H98V231H97ZM144 234H145V232H144ZM232 234V233H231ZM41 235V234H40ZM128 235V234H127ZM219 235H221V234H219ZM225 235H226V233H225ZM229 235V234H228ZM12 236V235H11ZM23 236V235H22ZM130 236V235H129ZM141 236V235H140ZM146 236V235H145ZM156 236V235H155ZM249 236V235H248ZM95 237V239L97 240V235L94 233V236H93V238ZM143 237V236H142ZM163 237V236H162ZM161 237V238H162ZM166 237V236H165ZM181 237V236H180ZM183 237H184V235H183ZM219 237V236H218ZM0 238H2V236H0ZM25 238V237H24ZM100 239H101V237H99ZM106 238V237H105ZM152 238H154V237H152ZM156 238V237H155ZM168 238V237H167ZM166 238V239H167ZM225 238V237H224ZM131 239H133V238H131ZM130 239V240H131ZM157 241H158V236H157ZM163 239V238H162ZM161 239V240H162ZM170 239V238H169ZM173 239V238H172ZM19 240H21V239H19ZM93 240V239H92ZM127 240V239H126ZM233 240V239H232ZM33 240L30 238V235L25 239V240H22V243H23V246H26L27 244H31L32 246H33V242H32ZM102 241V240H101ZM153 241V240H152ZM157 241H155V242H157ZM160 241V240H159ZM166 241V240H165ZM187 241V240H186ZM260 241V240H259ZM14 242V241H13ZM126 242V241H125ZM130 242V241H129ZM137 242H138V240H137V238H136V236H135V239L133 240V243H130V244H132V245H130L129 246V248H128V250L127 251H130V252H132V258H133V260L134 261H136V262H138L139 260H138V257L141 259V258H143L144 257V255L146 256V254L148 253H146V254H144L143 255V253H142V250L141 249H137ZM162 242H164V241H162ZM185 242V241H184ZM183 242V243H184ZM159 243H161V242H159ZM224 242L222 241V243H221V246H222V244H223ZM227 243H229L228 241H227ZM258 243V242H257ZM264 243V242H263ZM97 244V243H96ZM112 244V243H111ZM143 244V243H142ZM164 244V243H163ZM169 244V243H168ZM189 244V243H188ZM247 244H248V242H247ZM160 245V244H159ZM161 245H162V243H161ZM186 245V244H185ZM230 245V244H229ZM254 245V244H253ZM7 246V245H6ZM256 246H258V245H256ZM262 246H264V245H262ZM261 246V248H257V250H256V256L258 255V256H263L264 255V247H262ZM80 247H82V245L80 246ZM119 247V246H118ZM139 247V246H138ZM143 247H144V245L142 246V249H143ZM161 247H163V246H161ZM185 247V246H184ZM183 246H182V248H184ZM227 247H228V245H227ZM3 248V247H2ZM94 248L95 247H93V246H91V248H89V254H92L93 252H94ZM114 248V247H113ZM166 248V247H165ZM13 249V248H12ZM115 249H117L116 247H115ZM120 249V248H119ZM154 249V248H153ZM186 249V248H185ZM220 249V248H219ZM251 249V248H250ZM8 250V249H7ZM20 250V249H19ZM22 250V249H21ZM121 250V249H120ZM224 250V249H223ZM246 250V249H245ZM30 251H31V257H33L34 256V253H37V254H39L37 251V248L35 249V247H31L30 248ZM81 251V250H80ZM96 251V250H95ZM148 251V250H147ZM191 251V250H190ZM238 251V250H237ZM0 252H1V250H0ZM168 252V251H167ZM220 252H222V251H220ZM12 253V252H11ZM114 253V252H113ZM151 253V252H150ZM157 253V252H156ZM170 253V252H169ZM211 253H212V251H211ZM232 253H233V251H232ZM244 253V252H243ZM168 254V253H167ZM173 254V253H172ZM190 254V253H189ZM192 254H190V255H192ZM93 255H95V254H93ZM142 255H143V257H142ZM164 255H166V254H164ZM215 255V254H214ZM219 255V254H218ZM234 255V254H233ZM9 256V255H8ZM22 256V255H21ZM68 256V255H67ZM148 256H149V254H148ZM170 256V255H169ZM217 256V255H216ZM255 256V257H256ZM35 257V256H34ZM113 257H114V255H113ZM152 257V256H151ZM155 257V256H154ZM165 257V256H164ZM163 256L162 257H160V258H162V260L163 259H165ZM76 258V257H75ZM135 258V259H134ZM156 258V257H155ZM154 258V259H155ZM167 258H169L168 256H167ZM167 258H166V260H167ZM179 258V257H178ZM209 258V257H208ZM20 259V258H19ZM47 259V258H46ZM45 259V260H46ZM146 259L148 260V257H146ZM170 259H172L173 260V258H170ZM170 259H169V261H170ZM211 259V258H210ZM224 259V258H223ZM227 259V258H226ZM18 260V259H17ZM29 260V259H28ZM98 260V259H97ZM133 260H131L132 262H133ZM152 260V259H151ZM161 260V259H160ZM212 260V259H211ZM9 261H11V260H9ZM40 261V260H39ZM96 261V260H95ZM128 261V260H127ZM155 261H156V259H155ZM157 261H158V258H157ZM156 261V262H157ZM259 261V260H258ZM26 262V261H25ZM28 262V261H27ZM46 262H47V260H46ZM160 262V261H159ZM163 262H165V260H163ZM188 262V261H187ZM1 263V262H0ZM8 263V262H7ZM34 263V262H33ZM50 263H52V261H50ZM98 263V262H97ZM151 263V262H150ZM160 263H162V262H160ZM174 263V262H173ZM206 263V262H205ZM224 263H226L225 261H224ZM223 263V264H224ZM9 264V263H8ZM39 264V263H38ZM41 264H43V263H41ZM99 264V263H98ZM152 264V263H151ZM157 264V263H156ZM163 264H165V263H163ZM204 264V263H203ZM251 264V263H250Z\"/></svg>","mask_w":264,"mask_h":264},{"label":"clouds","instance_id":"obj_3","mask_svg":"<svg viewBox=\"0 0 264 264\" xmlns=\"http://www.w3.org/2000/svg\"><path fill=\"white\" fill-rule=\"evenodd\" d=\"M42 16L44 26L59 25L56 39L61 46L67 44L65 33L62 28H69L75 23L80 25L93 35V25L90 13L85 0H43L38 8ZM0 32L5 38L15 43H22L27 39V33L18 32L13 19L6 15H0ZM94 37V36H93ZM149 46L146 49L145 60L137 59L130 69L122 68V79L128 86L139 88L143 95L148 98L151 112L158 111L165 101L168 81L162 71L170 62V71L174 74L182 87H190L205 91H214L219 85V65H214L209 59V44L199 34L180 35L174 37L158 36L148 40ZM246 109L243 114L244 120L253 126V131L264 127V94L255 96L254 99L243 105ZM36 105L24 103L17 109L21 117L29 118L35 112ZM183 139V138H181ZM186 151L182 157L169 154L166 146L153 144L147 149V155L135 152L146 158L148 163L164 169L170 179L166 184L161 185L160 192L163 195L183 203L201 208V202L210 199H219L220 189L223 186V179L218 172L202 164L195 147L188 142L181 144V151ZM235 156V154H233ZM166 165L162 166V162ZM258 166H264V156L259 157ZM7 165L12 167L9 156L0 151V171ZM129 162L121 158L116 162L107 175L101 178L102 185H114L127 183L129 180ZM71 184L74 192L83 194V185L76 176H72ZM258 182L264 183V174L257 177ZM16 192L9 188L2 197L0 204L8 205L15 201ZM0 228H5L13 221V215L8 210H0ZM7 245V241H4ZM73 247L80 245V237L76 236L71 240ZM111 245V241H106ZM230 247H235L233 243ZM111 253L105 254V264H111ZM96 256L93 254L79 255L75 258L74 264H94Z\"/></svg>","mask_w":264,"mask_h":264}]
</instances>
